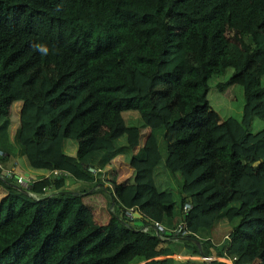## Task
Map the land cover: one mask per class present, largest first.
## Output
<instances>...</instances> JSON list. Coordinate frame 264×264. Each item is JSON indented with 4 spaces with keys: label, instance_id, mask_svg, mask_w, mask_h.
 <instances>
[{
    "label": "trees",
    "instance_id": "1",
    "mask_svg": "<svg viewBox=\"0 0 264 264\" xmlns=\"http://www.w3.org/2000/svg\"><path fill=\"white\" fill-rule=\"evenodd\" d=\"M227 68L243 102L221 141L206 95ZM252 116L264 117V0H0V159L40 170L26 188L0 177V264H264ZM117 155L136 179L111 177L118 212L100 223L80 196L101 182L87 165Z\"/></svg>",
    "mask_w": 264,
    "mask_h": 264
},
{
    "label": "rangeland",
    "instance_id": "2",
    "mask_svg": "<svg viewBox=\"0 0 264 264\" xmlns=\"http://www.w3.org/2000/svg\"><path fill=\"white\" fill-rule=\"evenodd\" d=\"M229 69L221 75V83L219 86L215 83L213 79H210L208 89H207V101L209 105L217 112L218 114V128H216V137L221 141H227L228 138L224 134L222 128V118L224 116H234L240 118L241 116V105L243 102L242 88L239 84L225 82L228 78ZM220 80V79H219ZM19 101H16L11 110L10 115V131L13 130L14 126L17 124V113H18ZM264 127V117L252 116L249 124V131L255 132L260 128ZM219 140V141H220ZM75 147V141L70 138H66L63 141V148L67 152H72ZM20 161L25 162L24 158H20ZM5 167L13 165V161L7 160L3 162ZM18 169L23 170L24 166L16 163ZM26 170H30L25 168ZM32 172H40L38 169H31ZM101 182L96 184L91 189L83 192L81 196L82 202L90 208L93 212L94 218L100 223H105L108 221L112 214L118 212V204L111 199V184L110 179L113 176L117 181L119 180H129L134 181L136 179L135 171L129 167L120 156H115L109 163H107L101 170L100 173ZM71 180V179H70ZM72 184V183H71ZM84 186L87 184L86 181H75L74 186L78 185ZM179 255V254H178ZM177 253L172 254V257L181 258ZM258 260L255 259L251 263L257 264ZM142 264V261L135 263Z\"/></svg>",
    "mask_w": 264,
    "mask_h": 264
},
{
    "label": "built area",
    "instance_id": "3",
    "mask_svg": "<svg viewBox=\"0 0 264 264\" xmlns=\"http://www.w3.org/2000/svg\"><path fill=\"white\" fill-rule=\"evenodd\" d=\"M2 155V151L0 150V156ZM17 161H13V165L9 167H5L3 165V161L0 159V177L6 180H12L19 186L26 188L28 181L33 179V174L28 172H23L22 170L18 169L16 166ZM87 170H89L92 173H95L96 171H101L102 169L95 167L93 165H87ZM55 172V170L53 171ZM188 204H184V208H186ZM135 212L138 214L135 215ZM124 216L126 217H132V216H140L139 212L134 208H127L123 211ZM153 225L157 230H163V226L158 223L157 221H153ZM175 233L183 234L186 232V230L182 227L181 223H178L174 229H172ZM230 259V258H229ZM231 261V259H230ZM228 264H233L232 262Z\"/></svg>",
    "mask_w": 264,
    "mask_h": 264
},
{
    "label": "crops",
    "instance_id": "4",
    "mask_svg": "<svg viewBox=\"0 0 264 264\" xmlns=\"http://www.w3.org/2000/svg\"><path fill=\"white\" fill-rule=\"evenodd\" d=\"M10 161H17L18 164L22 165L21 161H20V158H11L9 159ZM23 172H28V173H32L31 169L30 170H26L25 168L22 170ZM224 223L222 221H220L216 227H214L212 229V236L214 237L215 239V242L221 240V238L225 235V231H224ZM175 254V253H174ZM179 254V255H178ZM178 256H181V258H185V257H192V258H199L201 259L200 255H189V254H180V253H177ZM214 255V254H213ZM212 259H216L214 258V256H212ZM225 259V258H223ZM221 260V259H220ZM223 261V260H222ZM249 264H252V263H249Z\"/></svg>",
    "mask_w": 264,
    "mask_h": 264
},
{
    "label": "bare ground",
    "instance_id": "5",
    "mask_svg": "<svg viewBox=\"0 0 264 264\" xmlns=\"http://www.w3.org/2000/svg\"><path fill=\"white\" fill-rule=\"evenodd\" d=\"M223 258H225V259H223ZM217 259H219V260L221 259V260L225 261L226 263H230L231 262L229 258L223 257V256H218Z\"/></svg>",
    "mask_w": 264,
    "mask_h": 264
},
{
    "label": "clouds",
    "instance_id": "6",
    "mask_svg": "<svg viewBox=\"0 0 264 264\" xmlns=\"http://www.w3.org/2000/svg\"><path fill=\"white\" fill-rule=\"evenodd\" d=\"M37 47L39 48V50H40L42 53H47V52H48L47 47H42V46H39V45H37Z\"/></svg>",
    "mask_w": 264,
    "mask_h": 264
},
{
    "label": "water",
    "instance_id": "7",
    "mask_svg": "<svg viewBox=\"0 0 264 264\" xmlns=\"http://www.w3.org/2000/svg\"><path fill=\"white\" fill-rule=\"evenodd\" d=\"M138 213L137 212H135V215H137ZM194 239V241L195 242H197V239H195V238H193ZM201 258H203V259H212V257L209 255V256H203V255H201Z\"/></svg>",
    "mask_w": 264,
    "mask_h": 264
}]
</instances>
